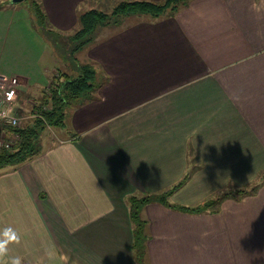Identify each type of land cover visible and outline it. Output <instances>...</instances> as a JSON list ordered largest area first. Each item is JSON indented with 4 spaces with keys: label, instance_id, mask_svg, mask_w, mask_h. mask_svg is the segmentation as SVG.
Segmentation results:
<instances>
[{
    "label": "crops",
    "instance_id": "crops-1",
    "mask_svg": "<svg viewBox=\"0 0 264 264\" xmlns=\"http://www.w3.org/2000/svg\"><path fill=\"white\" fill-rule=\"evenodd\" d=\"M99 1L107 0H41L60 37L78 30L80 14ZM254 3L191 0L174 16L133 15L96 30L85 64L96 69L98 85L72 107L69 131L29 162L0 171V229L19 235L6 255L24 264H137L131 196L165 191L193 171L171 197L191 206L258 177L264 6L257 12ZM20 5L0 0V78L22 79L21 90L43 87L25 73L5 74L4 55L26 53L25 38L43 42L16 17ZM49 44L38 56L53 65L43 70L48 79L61 69ZM142 215L149 264H264V184L216 212L152 202Z\"/></svg>",
    "mask_w": 264,
    "mask_h": 264
},
{
    "label": "trees",
    "instance_id": "trees-1",
    "mask_svg": "<svg viewBox=\"0 0 264 264\" xmlns=\"http://www.w3.org/2000/svg\"><path fill=\"white\" fill-rule=\"evenodd\" d=\"M24 1L30 3L38 22V29L45 38L47 37V42H53L56 45L60 33L50 28L41 0ZM190 2L191 0H163L159 2L122 0L115 3L111 12L99 9L85 10L79 16L80 26L78 30L70 35H64V38L77 41L75 50H79L94 40V34L99 27L111 24L120 25L127 17L133 15H146L153 18L174 16L180 9L188 6ZM75 71L76 73L71 75L58 69V72L51 76L48 91L43 92L37 104L32 107V111L36 108V118L31 125L26 124L21 128L9 127V131L17 132L20 138L11 149L0 150V170L17 168L40 155L44 150L42 132L47 127L52 126L66 128L72 107L90 98L91 91L98 85L96 69L90 64H78ZM192 173L193 171L187 172L178 183L160 193H147L142 196L133 195L130 197L134 260L137 264H149L146 247L149 239L146 230L147 221L142 215L146 204L159 202L172 209L189 213L216 212L225 199H239L245 195L254 194L264 184L263 169L251 184L237 186L229 183L221 191L214 193L199 204L187 206L172 202L173 194L187 183Z\"/></svg>",
    "mask_w": 264,
    "mask_h": 264
},
{
    "label": "rangeland",
    "instance_id": "rangeland-1",
    "mask_svg": "<svg viewBox=\"0 0 264 264\" xmlns=\"http://www.w3.org/2000/svg\"><path fill=\"white\" fill-rule=\"evenodd\" d=\"M156 2L163 1V0H155ZM117 1H99V4H97V8L103 9L106 12H111L113 9L114 4ZM119 2V1H118ZM20 5V4H19ZM91 7V6H90ZM85 8H89V5L86 6ZM16 17H20V19H25L28 22L29 28L32 29L34 28L36 31H38V22L36 19V16L33 13V9L30 7V3L28 1H23L20 5L19 12L16 13ZM26 22V23H27ZM40 31V30H39ZM40 37L38 38L39 41L43 42H37L32 40V38L26 39V53L22 52L21 55H15L13 57H8L7 55H4V68L5 69V74H10L9 76L13 75H20L19 72L21 73V76H23L22 73H25L27 78L31 82L37 81L40 86L43 87H29V89H20V81L22 79H18V86H17V98L14 104L13 110H15V114L17 117L20 118V125L14 128H21L23 125H31L34 119L36 118V108L35 110L32 111L33 105H36L38 102V99L41 97L43 92L48 91L49 87V82L50 79H48L47 75H43V70L46 68H51L53 69V65H51L50 60L48 59L47 56H43V53L41 54V57L38 60V56H40V53L43 50L44 46V41L47 42V37L45 38L42 32H38ZM52 43V44H51ZM50 49L56 50L57 52L55 53V57H59L60 62H61V72H72L73 69L77 68L78 64H85L86 60V53L88 50V45L80 48L79 50H75L78 42L74 41L70 38H64V37H59L56 45L51 42ZM29 47H31V51H28ZM75 50V51H74ZM51 51V50H50ZM52 57L53 51H51ZM19 66V68H17ZM11 69H14L13 71ZM25 70V71H23ZM12 71V72H11ZM58 72V69L55 73ZM76 71H73L71 75L75 74ZM49 76H51V73H48ZM75 76V75H74ZM4 80H10L11 78H0ZM35 79V81L33 80ZM39 80V81H38ZM33 86V85H32ZM20 89V93H19ZM22 98L21 104H19V101ZM20 105V107L17 105ZM47 108V107H44ZM75 109L70 113L69 118H68V124L70 125V119L72 117L73 112ZM71 112V111H70ZM5 131L7 132L8 135H12L13 131H9V127L5 128ZM69 131L67 128H61L58 126H52V127H47L41 134V137L43 138L42 145L45 147V145L50 144L51 142L57 140L58 137H61L66 134V132ZM43 147V148H44ZM45 149V148H44ZM9 169V168H8ZM4 170V169H3ZM0 170V171H3ZM257 178V177H256ZM255 181V180H254ZM251 183H248V185Z\"/></svg>",
    "mask_w": 264,
    "mask_h": 264
},
{
    "label": "built area",
    "instance_id": "built-area-1",
    "mask_svg": "<svg viewBox=\"0 0 264 264\" xmlns=\"http://www.w3.org/2000/svg\"><path fill=\"white\" fill-rule=\"evenodd\" d=\"M18 79H0V150L11 149L15 142L20 138L18 133L8 135L6 127H17L20 125V118L16 116L14 104L17 98ZM11 96V99H9Z\"/></svg>",
    "mask_w": 264,
    "mask_h": 264
},
{
    "label": "clouds",
    "instance_id": "clouds-1",
    "mask_svg": "<svg viewBox=\"0 0 264 264\" xmlns=\"http://www.w3.org/2000/svg\"><path fill=\"white\" fill-rule=\"evenodd\" d=\"M261 6H264V0H259V5L256 3L253 4V8L257 12L260 11ZM9 99H11V96H9ZM18 239L19 235L17 231L11 226L0 229V264H24L21 256L6 255V253L8 252L7 245L12 241H17Z\"/></svg>",
    "mask_w": 264,
    "mask_h": 264
},
{
    "label": "water",
    "instance_id": "water-1",
    "mask_svg": "<svg viewBox=\"0 0 264 264\" xmlns=\"http://www.w3.org/2000/svg\"><path fill=\"white\" fill-rule=\"evenodd\" d=\"M24 0H12V2L14 3V4H20V3H22Z\"/></svg>",
    "mask_w": 264,
    "mask_h": 264
}]
</instances>
